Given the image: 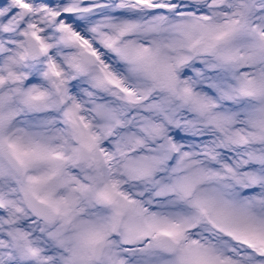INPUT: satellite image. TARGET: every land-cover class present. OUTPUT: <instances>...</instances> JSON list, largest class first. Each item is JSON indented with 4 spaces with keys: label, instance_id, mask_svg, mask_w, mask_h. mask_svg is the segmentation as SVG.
<instances>
[{
    "label": "snow or ice",
    "instance_id": "snow-or-ice-1",
    "mask_svg": "<svg viewBox=\"0 0 264 264\" xmlns=\"http://www.w3.org/2000/svg\"><path fill=\"white\" fill-rule=\"evenodd\" d=\"M0 264H264V0H0Z\"/></svg>",
    "mask_w": 264,
    "mask_h": 264
}]
</instances>
